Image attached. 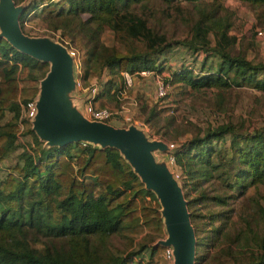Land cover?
I'll use <instances>...</instances> for the list:
<instances>
[{"label": "trees", "instance_id": "16d2710c", "mask_svg": "<svg viewBox=\"0 0 264 264\" xmlns=\"http://www.w3.org/2000/svg\"><path fill=\"white\" fill-rule=\"evenodd\" d=\"M174 1L32 0L20 15L19 25L24 32L30 16L65 46H77L80 88L107 75L92 99L96 109L117 111L123 72L160 74L166 70L165 83L180 84L193 92L243 84L264 93V62L229 52L236 40L229 34L233 14L223 6L225 0H183L190 4L195 18L187 22L182 40H168L165 31L149 25L135 9L152 2L165 7ZM235 1L264 16V0ZM83 13L88 15L84 20L80 17ZM103 33L113 35L112 46L102 43ZM124 40L130 43L122 44ZM139 44L140 50L136 49ZM175 45L191 55L203 52L207 64L201 61L196 72L183 64L172 69L164 64L165 58L157 65L158 55ZM195 62L193 59L192 64ZM47 70V63L19 53L0 39V113L11 114L0 127V159L13 148L20 103L34 98L38 81ZM147 104L143 101L140 108L148 111L146 118L137 117L148 123L152 134L178 143L169 142L176 145L173 165L184 186L194 192H187L196 236L194 264H264V235L257 225L262 222L264 226V194L236 210L235 221L228 214L232 209L227 199L232 195L216 190L208 196L203 186L233 176L234 185H238L234 189L240 190L241 196L248 189L254 194L259 187L264 189V127L248 131L220 123L188 134L178 130L173 120L161 119L162 130L154 132L153 126L160 128L159 118L155 104L150 108ZM23 125L32 142L28 149L21 147V164L14 167L16 177L0 180V264H142L140 252L147 243L163 237V224L157 204H150L154 194L144 188L118 150L80 142L46 147L27 120H22ZM221 145L228 146L224 154L231 166L222 160ZM138 236V249L126 252ZM148 249L149 256L163 253L158 247Z\"/></svg>", "mask_w": 264, "mask_h": 264}, {"label": "rangeland", "instance_id": "374dc122", "mask_svg": "<svg viewBox=\"0 0 264 264\" xmlns=\"http://www.w3.org/2000/svg\"><path fill=\"white\" fill-rule=\"evenodd\" d=\"M12 2L14 3L13 6H22V4H25L24 9L18 16L19 24L20 15L24 12L26 7L32 5V0H26L25 2L21 1L17 4L13 0ZM223 6L233 14L231 17L232 25L229 34L235 37L236 42L231 46L229 50L230 54L242 56L245 59L253 62H264L263 14H261L260 11H256L250 8V6L246 5L245 3H241L235 0H225L223 2ZM135 9L137 12L141 13L144 18L147 19L149 25L154 26L158 30L165 31V35L168 40H182L188 30L186 25L187 22L195 18V14L190 7V4L183 0H175L170 5L165 7L163 6V4H160L158 2H152L147 4L145 8L137 6ZM177 11L180 12L177 13ZM80 17L82 20H84L88 17V15L83 13L80 15ZM174 18L175 20L172 21ZM27 19L28 20H26L25 26L23 25L25 29H23L24 32H22L20 28L21 32L24 35L28 37L47 36L57 43H61L60 40H58L57 35L51 36L41 27L40 21H37L30 16H28ZM255 30H261L262 35L256 36ZM101 41L104 45L110 47L114 43V37L111 33H103L101 36ZM121 43L126 45L130 42L129 40H124L121 41ZM65 47L66 49L74 50L77 56V46H73L71 44V46L69 45V47ZM136 49H141L140 44ZM203 56V52H199L196 55H191L184 51L181 45H175L169 48L164 53V55H158L156 62L158 65L165 58L166 60H164V64L172 69H176L181 64H183L184 66L191 67L192 70L196 72L198 70L199 64L201 63V61H203ZM193 59H195L196 62L192 64ZM75 60L77 62L76 57ZM203 64H207V62L203 61ZM204 68H206V65L204 66ZM166 74H168L169 76V73L166 70L161 71L160 74L149 73L140 75L134 73L132 76L133 79L131 82V86L125 93L126 98H119L118 102L120 106L123 104L124 109H126L125 113L129 115L131 119L136 123H125L120 118H118L112 120L109 124L113 125L114 127L124 129L128 128V126L131 125L140 130H143L144 134L149 140L161 141L166 145L169 142H173L178 145L176 141L167 139V137L161 136L160 134H152L148 123L146 124L143 121L144 118H146V115H148V111L145 109L142 112V109L140 108H142L143 101H148L147 105L149 108L154 106L153 104H155L154 111L157 112L156 118H159L157 126H160V128L156 129L157 127L153 126L152 131L154 132L162 130V123L160 121L161 119H166L167 121L168 119L173 120L178 130L186 131L188 134H192L197 129H203L207 125L211 124L214 126L215 124L220 123H230L231 125H234L241 130L248 131L257 129L258 127H264V93L247 87L243 84L240 86L231 85L225 89L201 90L200 92H193L190 91V89H186L180 84L168 85L166 83L167 96L163 98V100H160V98H158L155 94L156 84L158 82H164V78L167 77ZM105 79H108L107 75L105 76ZM105 79L104 77L100 78V86ZM17 101L21 102L18 98ZM120 106L118 107L120 108ZM119 108L117 110H119ZM138 115H142L143 120H140L137 117ZM10 116L11 114L8 112L3 111L2 113H0V127L6 125ZM171 127L172 126H170V128ZM23 128L20 129L18 127V130L15 133L16 139L13 144V148L9 150L7 154L2 157V159H0V180L4 179L5 177H12L14 175L16 177V170L14 169V167L17 164H21V147H26L28 149V145L30 144V142H32V136L29 134L25 135ZM1 144L2 143L0 141V145ZM176 145H174V147L167 152H160L155 150L153 151V154L156 162H163L166 168L169 170V173L172 174L171 178L180 188L183 201L186 203L185 207L187 208V201L189 199V197L187 196V192H190V187L187 184L184 186V179L180 180L179 178L174 176L175 174L178 175L179 171L174 167L173 163L171 164L168 160V156L170 154H173ZM227 149V145H221V154H224ZM222 160L225 164L229 163L231 166L227 155L224 154L222 156ZM219 177L222 176L220 175ZM234 180L235 178L233 176L225 177L223 181L214 180L213 183H203V186L205 187V190L207 191L206 194L208 196L215 193L216 190L218 192L223 191L224 194L232 195L231 198L227 199V205L232 209V211H230L228 214L231 215L230 219L236 221L238 219L235 211H238L243 207H248L254 198H257L259 195L264 194V189L262 187H259L257 194H254L251 189H248L245 196H241L240 190L234 189L238 188V185H234ZM227 184L233 185L232 187H228ZM213 187H216V189L213 190ZM190 193L192 195L194 194L192 190ZM244 197H246V199ZM263 203L264 202L262 200L261 204ZM150 204L151 206L157 204L158 210H160V205L156 198ZM187 213L196 245L194 226L192 225V222L190 220V213L188 209ZM257 225L260 234L264 235L263 223L258 222ZM165 235L166 233L163 226V237L156 239L154 242L147 243L146 249H143L140 252L139 255L142 264H168L166 258L164 257V248L156 244V242L163 239ZM140 236H142V234ZM140 236L133 240L131 247L128 248L126 252L129 253L138 249V247L140 246L138 241ZM157 247L161 248L163 250V253L160 252L155 256H149L148 248L155 249ZM157 257H159V259H157ZM195 258L196 253L194 252L193 264L195 262Z\"/></svg>", "mask_w": 264, "mask_h": 264}, {"label": "water", "instance_id": "95a60500", "mask_svg": "<svg viewBox=\"0 0 264 264\" xmlns=\"http://www.w3.org/2000/svg\"><path fill=\"white\" fill-rule=\"evenodd\" d=\"M12 0H0V39L19 53L48 64L38 85L35 114L28 121L30 130L46 147H64L87 143L99 148L118 150L146 190L157 199L165 237L156 242L171 248V264H193L195 239L180 188L172 180L163 162H156L153 151L170 150L161 141L149 140L140 130L129 125L117 128L111 124L89 121L68 100L73 89V58L64 45L47 36L28 37L18 24L25 7L13 6Z\"/></svg>", "mask_w": 264, "mask_h": 264}, {"label": "built area", "instance_id": "2783aa9c", "mask_svg": "<svg viewBox=\"0 0 264 264\" xmlns=\"http://www.w3.org/2000/svg\"><path fill=\"white\" fill-rule=\"evenodd\" d=\"M256 36H261L262 31L261 30H255ZM68 54L75 60L76 54L73 50L67 49ZM76 62V60H75ZM153 72L149 71H139L136 74L145 75ZM132 74H129L127 72L122 73L123 78V87L122 89L117 93V98L122 99L126 98L125 93L130 88L131 82H132ZM94 83V84H93ZM101 86L99 83V80H94L91 85L87 88H82L81 90V101H80V109L82 110L83 114L86 116L87 119L91 121H98V122H104V123H110L114 119L120 118L125 123H136L134 122L129 115H127L126 109H124L123 104L120 106L119 110L117 111H110L108 109L102 108V109H96L92 105V99L96 96L98 91L100 90ZM167 93V84L165 82H158L156 84L155 94L158 98H162ZM133 104V102H132ZM35 99L20 103L19 105V116H18V127L22 129V120L29 121L32 119V117L35 114ZM169 149H172L174 147V144L168 143L167 144ZM169 162L173 163L172 154L168 156ZM178 178V175L175 174ZM164 257L167 260L168 264L172 263V254H171V248L166 247L164 248Z\"/></svg>", "mask_w": 264, "mask_h": 264}, {"label": "crops", "instance_id": "0c3cea01", "mask_svg": "<svg viewBox=\"0 0 264 264\" xmlns=\"http://www.w3.org/2000/svg\"><path fill=\"white\" fill-rule=\"evenodd\" d=\"M72 60H73L72 77H73L74 84H73V89L69 93L68 100L71 102V105L82 115V117L87 119L86 116L83 114L82 110L80 109V105H79L80 101H81V90L80 89H82V88L79 87L78 80H77V65H76V62H75L74 59H72ZM38 85H39V82H38ZM37 95H38V91H37L36 95L34 96V98H36ZM87 120H89V119H87ZM89 121H91V120H89Z\"/></svg>", "mask_w": 264, "mask_h": 264}]
</instances>
